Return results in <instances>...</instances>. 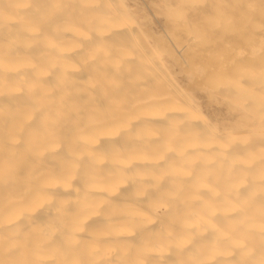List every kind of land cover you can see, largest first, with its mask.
Listing matches in <instances>:
<instances>
[{
	"label": "bare ground",
	"instance_id": "6f19581e",
	"mask_svg": "<svg viewBox=\"0 0 264 264\" xmlns=\"http://www.w3.org/2000/svg\"><path fill=\"white\" fill-rule=\"evenodd\" d=\"M109 1L0 0V264H264V134H218Z\"/></svg>",
	"mask_w": 264,
	"mask_h": 264
},
{
	"label": "rangeland",
	"instance_id": "374dc122",
	"mask_svg": "<svg viewBox=\"0 0 264 264\" xmlns=\"http://www.w3.org/2000/svg\"><path fill=\"white\" fill-rule=\"evenodd\" d=\"M112 1L154 69L218 134H264V0Z\"/></svg>",
	"mask_w": 264,
	"mask_h": 264
}]
</instances>
